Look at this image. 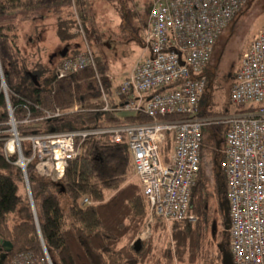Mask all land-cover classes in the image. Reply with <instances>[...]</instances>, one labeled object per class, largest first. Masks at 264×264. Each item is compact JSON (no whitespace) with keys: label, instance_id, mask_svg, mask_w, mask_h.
Returning a JSON list of instances; mask_svg holds the SVG:
<instances>
[{"label":"built area","instance_id":"2783aa9c","mask_svg":"<svg viewBox=\"0 0 264 264\" xmlns=\"http://www.w3.org/2000/svg\"><path fill=\"white\" fill-rule=\"evenodd\" d=\"M250 1L156 0L145 37L148 55L113 91L112 98L89 46L55 64L58 79L90 68L99 84L104 113L143 115L149 122L121 120L114 126L22 135L20 126L58 119L63 113L45 111L34 119L28 114L18 121L0 67V85L9 110V129L1 131L0 143L7 158L16 159L14 164L21 168L26 181L27 168L33 166L39 176L57 182L63 179L70 162L82 156L89 141L106 139L121 144L126 139L150 220L153 217L166 224L195 222L189 210L206 132L224 126L227 131L220 169L227 180L233 264H264V29L244 53L232 81L230 102L246 112L235 116L202 115L201 105L208 89L205 71L217 40ZM173 115L181 119H160ZM167 133L172 135L173 149L165 163L161 150ZM89 204L86 198L83 205ZM148 230L149 225L143 236ZM45 255L43 262L24 254L12 258L9 264H52Z\"/></svg>","mask_w":264,"mask_h":264},{"label":"trees","instance_id":"16d2710c","mask_svg":"<svg viewBox=\"0 0 264 264\" xmlns=\"http://www.w3.org/2000/svg\"><path fill=\"white\" fill-rule=\"evenodd\" d=\"M83 3L84 0H0V64L14 117L21 121L28 114L34 119L43 116L45 111L63 113L58 119L20 126L22 135L114 126L121 120L129 123L150 121L143 115L104 113L99 84L90 68L58 79L54 67L45 68L39 63L31 71L22 66L20 19L46 20L41 11L53 14L57 39L68 44L81 38L80 30L85 34L83 23L86 14L81 13L76 20L74 14L66 15V12L73 11L77 4L83 6ZM10 14L15 16L10 18ZM76 48L79 49V45ZM96 61L104 87L112 98V84L105 76L99 58ZM209 68L210 65L205 71L208 88L211 83ZM111 104L115 106L116 101L112 99ZM237 110V113L246 112ZM202 115H216L210 102L203 108ZM160 119L170 121L181 117L173 115ZM8 122V105L0 85V135L1 131L9 129ZM226 131V127L218 126L206 132L209 140H205L202 147L201 167L189 210V215H194L196 221L175 223L172 230L180 263L198 264L205 256H209L207 264L226 261L221 245L226 240L230 244V223L227 224L229 216H226L224 206L227 180L220 169ZM166 136L161 155L168 163L173 138L170 133ZM23 149H27L26 145ZM25 153L28 156L27 151ZM208 155L217 161L213 195L218 198V207L213 214L220 215L223 223L221 232L218 231L214 239L215 230L209 241L205 235L210 225L214 226V221L212 208L208 207L204 196L206 182L203 179ZM15 160L7 158L0 143V239L13 245L4 264L24 254H32L43 262L45 253L52 264H146L152 260V243L137 240L141 242L137 246L135 241L146 225L149 209L139 181L132 179L136 173L126 139L121 144H112L106 139L89 141L82 156L70 162L63 179L57 182L39 176L33 166H28L27 180L33 194L34 211L28 196L22 194L26 180L21 168L14 164ZM86 198L91 204L84 206ZM229 256L227 262L233 264L231 252Z\"/></svg>","mask_w":264,"mask_h":264},{"label":"rangeland","instance_id":"374dc122","mask_svg":"<svg viewBox=\"0 0 264 264\" xmlns=\"http://www.w3.org/2000/svg\"><path fill=\"white\" fill-rule=\"evenodd\" d=\"M155 2L156 0H84L83 6L77 4L73 11L72 9L68 10L66 15L68 13L74 14L76 20H78L81 13L86 14L85 17L83 16L85 18L83 24L86 35L82 33L81 38H79L78 51L84 52L86 47L89 46L95 58L98 56L101 66L104 65L106 71L115 79V82L123 79L142 59L144 47L141 40L148 29L149 15ZM13 15L10 14L9 17L13 18ZM41 15L46 17L44 22H41L39 18L35 20L34 18H28L27 21L20 19V50L24 60L22 66L26 70L33 71L39 63L45 68L55 67V64L61 61L60 57L51 58V56L63 51L65 47L60 46L56 37L55 42L52 37H50V40L47 39L45 47L43 43L41 44V40L46 38L44 36L49 32H53L56 23L53 14L41 11ZM237 19L217 40L208 70L211 83L204 102L206 104L210 102V106L217 116H235L238 111L230 102L232 78L242 62L244 53L250 48L254 37L264 29V0H251L248 2ZM40 29H44L43 32H39ZM70 49H74L73 45ZM131 115L134 114L131 113ZM208 138L209 134L207 133L205 140L208 141ZM216 162L213 156H207L204 163L203 179L206 182L204 196L207 199L208 207L212 208L213 216L211 218L214 225L217 224L218 226V233L223 229V223L220 215L213 214V211L218 207V198L213 195L216 189L214 174ZM132 179L133 181L136 180L134 174ZM22 194L27 195L30 199L26 187L25 191L22 190ZM160 222L155 218L153 219V217L150 220L148 212L144 229L149 225V230L143 236V229L135 239V241L141 240L144 243L151 242L154 247L152 260L146 264H187L180 263L176 253L172 237L175 223L162 224ZM211 225L205 235L208 241L212 237ZM208 258L209 256H205L198 264H207Z\"/></svg>","mask_w":264,"mask_h":264},{"label":"crops","instance_id":"0c3cea01","mask_svg":"<svg viewBox=\"0 0 264 264\" xmlns=\"http://www.w3.org/2000/svg\"><path fill=\"white\" fill-rule=\"evenodd\" d=\"M45 21V19H42L41 20V22H44ZM54 29H53V32H49V33H47L45 36H44V38H45V40H41V44L43 43V46L45 47V45L47 44V39H49L50 40V37H52V40L54 39V42H55V37H56V27H55V25H54V27H53ZM43 30L44 29H40L39 30V32L41 31V32H43ZM45 32V31H44ZM148 32H149V26H148V29H147V31H146V34H145V36L142 38V40H141V44H142V46L144 47L143 48V54H142V59L144 58V57H146L147 55H148V51H147V49H146V45H145V37H146V35L148 34ZM57 38V37H56ZM59 44H60V46H65L64 48H63V53H65V57H62L61 56V58L60 59H65V58H67V57H73V56H76V55H78V54H75L76 52H78V48H76V45H79L78 44V40L77 41H74V42H71V43H61L60 41H59ZM63 44V45H62ZM73 45V47H74V49H70V47ZM59 46V47H60ZM42 47V46H41ZM44 47H43V49H44ZM81 53V52H80ZM96 58H98V56H96ZM142 59H140V60H142ZM139 60V61H140ZM138 61V62H139ZM137 62V63H138ZM103 64V63H102ZM103 67H104V65H103ZM239 68V67H238ZM104 69H105V76L106 77H108L109 78V80H110V82H111V84H112V91H114L125 79H127L128 78V76L130 75V73L132 72H130L127 76H125L123 79H121V80H119L118 82H115V79L110 75V73L108 72V71H106V68L104 67ZM134 69V68H133ZM238 70V69H237ZM210 94V93H209ZM206 95H208V93H206ZM206 95L203 97V100H204V98H206ZM209 97H210V95H209ZM202 100V109L204 108V107H206V104H205V102ZM136 177V176H135ZM136 182H138V179L136 178V180H135ZM139 183V182H138ZM157 226H159V225H157ZM156 226V227H157ZM217 229H218V227H217V224H215L214 225V229L211 227V230H212V233L216 230L217 231ZM218 235V233L216 234V232H215V235H214V238H216V236ZM224 244V245H223ZM222 245H221V249L223 248V251H224V256H225V259H226V261H224L223 260V264H230V262H227V261H229V259H230V256H229V253H228V246H229V243H228V241H226L225 243H223ZM223 256V257H224Z\"/></svg>","mask_w":264,"mask_h":264},{"label":"water","instance_id":"95a60500","mask_svg":"<svg viewBox=\"0 0 264 264\" xmlns=\"http://www.w3.org/2000/svg\"><path fill=\"white\" fill-rule=\"evenodd\" d=\"M65 56H66L65 53H63L62 57H65ZM27 182L28 181H26V188H27L28 194L30 196L32 210L34 211L35 207H34L33 200H32V194H31L29 186L27 185ZM224 206H225V214H226V216H229V207H228V201L227 200L225 201ZM35 216H36V214H35ZM229 223H230V221L228 219L227 224L229 225ZM140 244H141V242L137 241L136 245L140 246ZM12 250H13V245L11 242L4 241L3 239H0V252H3V254L0 255V264L5 263V261L8 257V254L11 253Z\"/></svg>","mask_w":264,"mask_h":264},{"label":"flooded vegetation","instance_id":"af4514ba","mask_svg":"<svg viewBox=\"0 0 264 264\" xmlns=\"http://www.w3.org/2000/svg\"><path fill=\"white\" fill-rule=\"evenodd\" d=\"M63 54V51H59L58 53H55V54H52L51 58H54V57H60L62 56ZM214 229V226L212 227ZM3 254V252H0V255Z\"/></svg>","mask_w":264,"mask_h":264}]
</instances>
